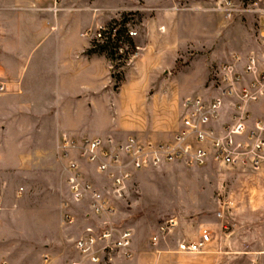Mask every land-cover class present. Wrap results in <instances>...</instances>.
<instances>
[{"label": "rangeland", "instance_id": "rangeland-1", "mask_svg": "<svg viewBox=\"0 0 264 264\" xmlns=\"http://www.w3.org/2000/svg\"><path fill=\"white\" fill-rule=\"evenodd\" d=\"M56 2L54 17L40 10L53 8V0H0V83L7 86L0 92V261L8 264L68 253L86 224L87 208L78 204L70 205L73 224L60 221L70 195L65 161L52 146L56 131L77 141L169 137L182 100L208 94L231 52L255 48L251 16L226 21L173 10L203 0ZM146 8L160 10L139 11ZM90 9L106 10L99 16L105 23L124 17L138 37L112 46L83 39ZM134 46L140 51L128 63ZM259 108L261 115L264 103ZM77 161L97 184L93 168ZM114 208L111 222L133 233L128 264H264V173L166 163L137 173ZM171 219L175 228L153 249L151 237ZM203 229L211 234L203 253H176Z\"/></svg>", "mask_w": 264, "mask_h": 264}, {"label": "built area", "instance_id": "built-area-1", "mask_svg": "<svg viewBox=\"0 0 264 264\" xmlns=\"http://www.w3.org/2000/svg\"><path fill=\"white\" fill-rule=\"evenodd\" d=\"M51 11L59 12L56 0ZM160 9L146 8L153 13ZM175 11L209 12L223 20H244L251 16L255 48L241 55L231 52L215 71L211 90L206 95L185 97L177 131L166 141L143 140L137 136L115 139L111 136L75 138L62 135L56 142V158L65 161V182L69 202L61 205V224L70 225L74 215L70 205L86 206L83 231L71 244L68 253L41 255L38 264H128L135 255L133 233L111 222L114 204L124 198L137 173L162 164L180 162L191 167L210 164L264 173V0H203L189 5H174ZM108 11V10H107ZM92 24L82 34L94 44L112 46L136 39L137 28L127 26L124 17L112 16L105 23L99 16L106 10L90 9ZM100 12V13H98ZM98 14V15H97ZM101 18V17H100ZM130 63L140 48L133 47ZM7 90L0 83V92ZM258 108H257V107ZM77 156L75 161L73 156ZM72 157V158H71ZM77 160L92 167L98 183L89 179ZM223 217V213L219 214ZM176 224L169 220L151 237L156 250L160 236L172 232ZM211 234L203 229L196 241L179 242L177 254H201L209 245ZM66 253V254H65ZM0 264H8L0 261Z\"/></svg>", "mask_w": 264, "mask_h": 264}, {"label": "crops", "instance_id": "crops-1", "mask_svg": "<svg viewBox=\"0 0 264 264\" xmlns=\"http://www.w3.org/2000/svg\"><path fill=\"white\" fill-rule=\"evenodd\" d=\"M87 16H88V21H90L91 24H92V20H90V14L87 15ZM81 37H82L83 39H85V38L82 36V34H81ZM86 44H87V41L85 40V44L82 45V48H85ZM180 106H181V104H180ZM54 114H55L54 111H50V112L48 113L49 116H53ZM178 125H179V120H178L177 127L169 133V135H168L169 137L164 136V138H162V139H160V137H153V136H148L147 138H142V136L139 135V134H137V135H136V134H127V135H125V136L122 137V138H118V136H117V137H116V136L114 137V136H111V135H107V136H111V137H113V138H115V139H119V140H120V139H124V138H126L127 136L133 135V136H137V137H139V138H142L143 140L166 141V140L171 139V137H172V136L174 135V133L177 131V129H178ZM62 135L67 136V137H71V138H76V137H73L72 135H70V134H68V133L56 131V133H55V137H54V141H53V144H52L53 147H54V145L56 144L57 140H58ZM107 136H104V137H107ZM165 137H167V139H165ZM81 138H82V137H81ZM91 138H93V137H91ZM38 263H39V262H38Z\"/></svg>", "mask_w": 264, "mask_h": 264}, {"label": "water", "instance_id": "water-1", "mask_svg": "<svg viewBox=\"0 0 264 264\" xmlns=\"http://www.w3.org/2000/svg\"><path fill=\"white\" fill-rule=\"evenodd\" d=\"M50 246H46V248H49Z\"/></svg>", "mask_w": 264, "mask_h": 264}]
</instances>
